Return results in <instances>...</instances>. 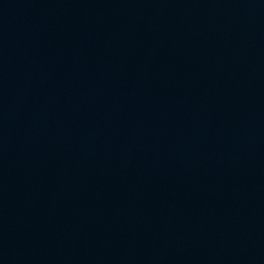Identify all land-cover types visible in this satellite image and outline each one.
Masks as SVG:
<instances>
[{"label":"water","instance_id":"water-1","mask_svg":"<svg viewBox=\"0 0 264 264\" xmlns=\"http://www.w3.org/2000/svg\"><path fill=\"white\" fill-rule=\"evenodd\" d=\"M0 264H264V0H88L0 116Z\"/></svg>","mask_w":264,"mask_h":264}]
</instances>
